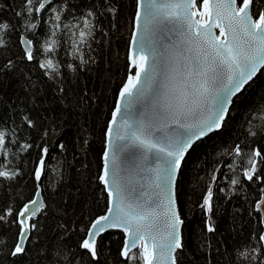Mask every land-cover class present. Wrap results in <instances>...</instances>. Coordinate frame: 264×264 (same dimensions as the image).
<instances>
[{"label":"trees","instance_id":"1","mask_svg":"<svg viewBox=\"0 0 264 264\" xmlns=\"http://www.w3.org/2000/svg\"><path fill=\"white\" fill-rule=\"evenodd\" d=\"M63 2L53 0L57 7ZM110 2L117 11L97 10L93 20L94 38L82 46V55L87 61L82 64L73 56L70 33L58 34L56 52L45 54L43 46L50 37L47 17L40 19L36 29L26 30L22 23L28 17L16 16L17 11H22L23 0H0V23L10 25L8 30L0 32L5 41L0 46V130L6 131L14 141L7 144L11 163L6 170L19 173L13 179L0 177V215L8 208L13 210L11 216L0 222V264H128L120 255L126 238L123 231L111 230L99 237L97 259H92L80 247L91 222L104 215L109 206V195L100 179L106 133L119 91L127 80L137 12V0ZM68 3L70 11L65 12L63 19L72 22L73 15L79 17L92 4L103 0H68ZM259 3L264 6V0ZM197 7H202L200 0ZM22 35L33 41L35 59L32 61L25 58L20 43ZM48 58L60 66L59 75L53 74L52 78L40 68ZM9 61L12 67L5 68ZM262 114L264 70L234 99L224 126L189 151L177 184V199L184 220V247L179 251L177 264H261L264 261V245L257 242L264 232V224L254 210L264 182L244 179L246 156L234 161L227 154L236 144L245 153L253 149L264 151ZM24 117L32 121V126ZM250 129L257 134L250 135ZM25 143L32 145L27 151L21 147ZM44 147L48 148L44 156L45 170L37 182L34 171ZM229 164H234V170L227 167ZM217 168L219 172L213 183L211 174ZM260 175L264 178V166L260 168ZM234 177L241 181L235 187L230 184ZM210 184L214 210L208 214L200 205ZM37 191L45 207L29 222L36 227L30 232L25 253L12 256L19 233V226L14 223L16 213L35 198ZM209 222L215 231H207ZM257 247L260 252L255 261L241 257V252Z\"/></svg>","mask_w":264,"mask_h":264},{"label":"snow or ice","instance_id":"2","mask_svg":"<svg viewBox=\"0 0 264 264\" xmlns=\"http://www.w3.org/2000/svg\"><path fill=\"white\" fill-rule=\"evenodd\" d=\"M200 3L203 11L193 12L197 0H137L131 42L134 50L130 54L128 76L119 91L106 133L112 152L111 182L109 151L104 153L103 175L100 177L108 189L109 206L105 215L91 222L80 243L81 249L86 250L92 259L98 257V238L106 230L118 228L125 233L120 255L128 264H177L179 251L184 247L181 234L184 220L177 205L175 185L185 155L196 141L224 126L233 98L238 97L256 74L264 70V6L259 0H200ZM98 9L109 13L117 11L110 0H103V3L92 4L79 17L73 15V21L68 22L63 19L65 12L70 11L68 0L59 7L53 4V0H23L22 11H17L16 16L28 17L22 23L26 30L36 29L40 19L47 17L45 22L49 23L50 37L43 46L45 54L56 52L58 34L70 33L73 56L83 64L87 61L83 58L82 46L88 44L89 38H94L96 25L93 20ZM196 15L206 19L196 20ZM177 24L184 39L180 44H171L170 33ZM9 28L8 23H0V32ZM214 29H219V35ZM20 43L25 58L28 61L35 59L33 41L22 35ZM4 44L0 36V46ZM4 67L11 68L12 62ZM68 67L75 70L72 64ZM40 68L50 78L53 74L59 75L60 66L51 58L42 62ZM24 120L32 126L28 117ZM249 134L255 136L257 133L250 129ZM113 135L119 141L114 146ZM10 142L14 141L9 139V134L0 130V157L3 158L0 177L13 179L19 173L6 170L11 163L7 147ZM21 147L27 151L32 145L25 143ZM47 153L48 148H42L34 171L37 182L45 170L44 156ZM118 154H124L130 163L124 175L117 171ZM227 154L232 155L234 161L246 156L244 179L264 182L260 175L264 151L253 149L245 153L241 145L236 144ZM227 167L234 170V164ZM218 172L219 168L211 174L213 183ZM145 180L151 192L145 188ZM240 183L239 177L230 181L233 187ZM260 193L254 210L264 224V188ZM212 198L210 184L200 205L208 214L214 210ZM44 207L37 191L35 198L16 213L14 223L19 226V233L12 256L25 253L30 232L36 227L35 223L29 222ZM12 214L13 210L8 208L0 215V222ZM206 228L208 232L215 231L211 222ZM257 242L264 245V232ZM259 252L257 247L240 255L245 260L255 261Z\"/></svg>","mask_w":264,"mask_h":264},{"label":"water","instance_id":"3","mask_svg":"<svg viewBox=\"0 0 264 264\" xmlns=\"http://www.w3.org/2000/svg\"><path fill=\"white\" fill-rule=\"evenodd\" d=\"M197 3H198V0H197ZM192 11L193 12H196V10H195V8H193L192 9ZM194 19H196V20H202V19H206V17H204V18H200L198 15H196L195 17H194ZM214 32H215V34L216 35H219V29H214ZM134 33V32H133ZM170 35L172 36V40H171V44H180V42L184 39V37L181 35V33H180V26L177 24L176 25V28H175V30L172 32V33H170ZM137 36H139V34H137ZM132 38H133V36H132ZM131 42H132V39H131ZM181 47H182V45H181ZM134 49H133V45H132V43H131V45H130V54L132 53V51H133ZM261 71H263V70H261ZM261 71L260 72H258L257 74H256V76L253 78V80L261 73ZM252 80V81H253ZM251 82V81H250ZM249 82V83H250ZM247 86V85H246ZM246 86H245V88H246ZM244 88V89H245ZM243 89V90H244ZM242 90V91H243ZM236 97H234L233 98V101H234V99H235ZM231 107H232V105L230 106V109H231ZM119 118L117 119V125H119ZM115 127V126H114ZM211 134V133H210ZM209 134V135H210ZM209 135H207V136H209ZM207 136H205V137H203L202 139H200V140H198V141H196L194 144H193V146L196 144V143H198L199 141H201V140H203L204 138H206ZM119 143V141L118 140H116V138H115V135H113V139H112V146H114V145H116V144H118ZM107 147H106V151H109V149H110V145H109V142H108V138H107V145H106ZM192 149V148H191ZM190 149V150H191ZM189 150V151H190ZM189 153V152H188ZM188 153H186V155H185V159H186V157H187V155H188ZM111 160H112V152L111 151H109V168H110V172H109V182H111ZM185 161V160H184ZM116 163H117V171H118V173L120 174V175H124V172H125V170H127V169H129L130 168V163H129V160L128 159H126L125 158V156H124V154H118L117 155V157H116ZM183 163L184 162H182V166H183ZM182 166H181V168H182ZM180 171H181V169H180ZM180 171H179V173L177 174V179H176V185H175V194H176V200H177V205H178V208H179V204H178V199H177V184H178V178H179V174H180ZM143 183H144V185H145V188L147 189V190H149V192H151V189L149 188V186H148V183H147V180H145V181H143ZM104 184V183H103ZM104 186H105V184H104ZM105 188H106V186H105ZM106 191H107V193H108V189L106 188ZM40 196H41V194H40ZM41 198H42V196H41ZM113 200H115V196H113ZM179 211H180V209H179ZM107 212V211H106ZM106 214V213H105ZM104 214V215H105ZM181 218H182V216H181ZM161 227H162V225H161ZM182 229H183V225H182V227H181V234H182ZM111 230H119V231H123V230H121V229H118V228H112V229H108V230H106L104 233H106V232H108V231H111ZM103 233V234H104ZM102 234V235H103ZM99 239V238H98ZM98 241V240H97Z\"/></svg>","mask_w":264,"mask_h":264},{"label":"rangeland","instance_id":"4","mask_svg":"<svg viewBox=\"0 0 264 264\" xmlns=\"http://www.w3.org/2000/svg\"><path fill=\"white\" fill-rule=\"evenodd\" d=\"M195 10H196V12H198V11H203V8H202V7H196ZM198 16H199V15H198ZM199 17H200V16H199ZM200 18H202V17H200Z\"/></svg>","mask_w":264,"mask_h":264}]
</instances>
